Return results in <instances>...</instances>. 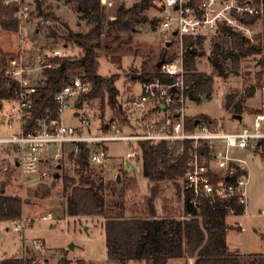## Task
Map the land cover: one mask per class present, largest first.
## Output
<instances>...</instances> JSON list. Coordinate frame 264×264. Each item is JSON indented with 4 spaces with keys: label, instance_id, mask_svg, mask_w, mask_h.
Returning a JSON list of instances; mask_svg holds the SVG:
<instances>
[{
    "label": "rangeland",
    "instance_id": "1",
    "mask_svg": "<svg viewBox=\"0 0 264 264\" xmlns=\"http://www.w3.org/2000/svg\"><path fill=\"white\" fill-rule=\"evenodd\" d=\"M24 1L31 6L33 11L30 21L23 26V32L28 41L26 45L28 54L36 59L57 51L64 58H80L82 55L80 49L71 43H66L58 35L55 37L48 35V29L57 23L43 17L48 24L40 23L34 0ZM155 1L158 0H100L101 5L104 6L105 21H108L110 17L112 20V16L120 6L130 8L137 4H142L143 16L154 21V23L135 24L130 31L123 33L105 30L101 36L99 48L96 50L99 62L98 75L117 78L115 88L118 92L117 102L120 106L140 93L141 83L138 77L150 73L151 68L156 65L163 53L166 55L164 59L166 61L178 56L179 46L176 42L169 41L170 45L165 46L168 37L165 33H171V30L166 32L158 28L155 22L158 16L154 7ZM44 9L56 19L67 24L72 32L86 31L85 21L70 5L65 3V0H44ZM255 31L256 34L253 37L261 32V19L256 22ZM221 35L204 37L201 45L195 46L200 54L195 58L196 71L212 77L213 85L209 97L201 93L198 102L188 100L185 113L187 120L211 121L212 125L218 129L233 132L239 130L242 125L250 126L252 124L250 113L253 111L256 113L264 105V94L260 91L264 75H260L261 69L257 64L259 57L250 56L240 61L236 71L230 70V61H227V76H218L210 62L211 47L219 41L223 44V50L227 51L230 48L229 37H224L222 33ZM184 42L186 44V41ZM0 48L7 58L16 55L19 50L16 33L0 30ZM229 57L230 55L227 58ZM37 74L36 77H43ZM75 77H77L75 74L69 73V80ZM258 80L260 82H257ZM251 86L255 87L253 96H250ZM248 90L249 93H247ZM231 94L246 97L245 112L240 121L234 119V114L224 107L226 97ZM101 104L99 99L86 100L80 105L77 101H71L63 112L64 124L67 127L77 128L80 127V120L87 117L89 126L83 128L84 133L94 136L101 135L102 123L112 117L106 102L103 111ZM10 106V102H3L0 111L5 113ZM74 112L78 114L76 118L72 116ZM123 113L128 122L126 125L118 126L121 131L126 134L139 131L140 128L133 117L135 113L132 114L131 111L128 114ZM10 130L5 126L0 127V136L8 137L15 133ZM136 144L134 142L107 143L105 146L107 159L104 165L100 168L90 167L91 175L95 180L102 179L106 183L119 176L117 185L111 190L104 191L102 195L111 212L125 218L142 215L146 209V200L150 195L149 184L141 173V163L138 160L140 152ZM69 150L70 146L67 145L63 148V153L59 158L44 160L41 170L47 172L46 179H27L28 181L25 179L24 184H22L23 178L11 163L16 154L9 150H0V190L2 189L4 195L18 196L24 202L23 215L20 220L0 222V261L26 257L39 264H43L46 259L49 264H58L60 258L64 257L70 264H77L78 261H84L86 264H117L107 258L104 219L101 217L76 218L66 213L68 193H63L62 177L66 176L76 182L80 178L76 163L69 158ZM56 151V148L52 146L46 148L44 152L53 154ZM233 154L246 162L247 202L245 214L227 216L225 241L231 253L246 261L253 256H264V154L258 155L240 150L234 151ZM125 160L135 166L134 172L129 173V169L125 170ZM157 187L158 198L153 205L158 219L164 216H168V219L183 218L181 178L177 179L175 184L161 182ZM47 215H50L51 219L42 220ZM16 225L24 227L19 232H15L13 227ZM34 241L43 242L41 250L35 247ZM190 260L180 259L176 262L177 264H190ZM129 264L144 263L131 262Z\"/></svg>",
    "mask_w": 264,
    "mask_h": 264
},
{
    "label": "trees",
    "instance_id": "2",
    "mask_svg": "<svg viewBox=\"0 0 264 264\" xmlns=\"http://www.w3.org/2000/svg\"><path fill=\"white\" fill-rule=\"evenodd\" d=\"M34 2L35 10L40 17L57 23L48 29V35L54 37L58 35L66 43H71L80 49L82 55L78 59L63 57L48 60L54 64V67L46 68L41 73L43 77L33 96L31 118L25 125L24 131L33 132L38 127V120L47 111L50 118L56 116L57 104L54 95L70 81L69 73L75 74L82 82H88L91 85L90 91L77 100L78 105L86 100L99 99L102 102L101 109L103 111L106 102L112 117L102 123V131H108L113 125H126L128 120L125 119L121 106L117 102L118 92L115 88L117 78L98 75L99 62L96 50L99 48V41L105 30L123 33L130 31L135 24L154 23L143 16L142 4L130 8L120 6L112 16L113 19L111 20L110 17L108 21H105L104 6L101 5L100 0H65V3L70 5L85 21L86 31L72 32L67 24L56 19L44 9V0H34ZM15 10L16 6L14 5L4 6L0 3V30L9 33L17 32L18 25L12 17ZM260 19L261 32L254 37L255 43L253 44L238 33L229 29L222 30L223 36L229 37L230 48L227 51L223 50V44L218 41L212 45L210 57V62L218 76H227V61H230V70L236 71L240 61L250 56L259 57L257 64L261 69L260 75H264V12ZM256 20L257 18L247 19V23L254 24ZM185 41L187 46L192 47L185 59L184 67L187 73L185 81L193 89L191 99L198 102L201 93H205L209 97L213 85L212 77L197 72L195 67V58L200 55L195 46H200L204 37H199L196 40L187 38ZM226 53H229V59L226 57ZM164 59H166V55L163 53L158 62ZM7 60V56L0 48V105L3 102H11L19 92L18 85L6 75ZM155 77H159V69L153 66L151 72L139 76L138 81L142 83ZM245 98L233 94L228 95L224 107L234 115H242L245 112ZM254 113L253 111L250 114ZM193 123L187 121V126L192 128ZM207 123L212 122L208 121ZM136 146L140 152L138 160L141 163V173L149 184L150 194L146 200V209L140 216L125 218L111 212L102 193L111 190L118 182L116 178L105 183L102 179L95 180L92 177L88 162L89 150L86 145H79L77 153L69 151V158L78 167L80 174L78 182L66 176L62 177L63 193H68L67 215L76 218L101 217L104 219L105 247L109 261L117 264L131 262L168 264L170 260L193 259V264H264V256H253L243 261L238 255L228 250L225 241L227 230L225 207L233 209L235 216L241 215L243 210L241 206L232 201L210 205L201 200L200 210L197 211L189 205L190 196L184 194L182 215L190 214V219H158L153 205L158 198L157 185L161 182L175 184L177 179L182 178L185 172V157L172 158L164 143L138 142ZM126 175L124 172V176ZM23 205L24 202L20 197L4 195L1 189L0 222L20 220L23 215ZM0 264H31V261L28 260L24 263L21 258H9L1 260ZM43 264L49 263L46 260ZM58 264H70V262L63 257ZM77 264L86 263L78 261Z\"/></svg>",
    "mask_w": 264,
    "mask_h": 264
},
{
    "label": "built area",
    "instance_id": "3",
    "mask_svg": "<svg viewBox=\"0 0 264 264\" xmlns=\"http://www.w3.org/2000/svg\"><path fill=\"white\" fill-rule=\"evenodd\" d=\"M4 6L14 5L16 10L12 17L17 22V38L19 50L8 58L6 75L14 81L19 92L10 103L9 109L0 111V127L15 133L8 137L0 136V150H9L16 154L11 162L14 169L26 180H44L47 172L40 169L41 156L46 148L54 146L56 152L51 159H57L63 148L70 146V151H79V145L88 147L90 167L100 168L107 159L105 146L110 142H149L166 144L172 158L185 157V172L181 178L182 197L190 196L189 205L200 210L202 201L210 205L215 203L234 202L243 208L245 214L246 187L248 173L246 162L235 156L234 151L240 150L258 155L264 154V105L252 114V124L243 126L233 132H225L212 123L187 120L186 103L191 99L193 90L185 81V59L191 46H186L185 39L199 37H216L223 29H229L254 42L255 24L264 12L263 0H158L154 2L157 15L155 22L158 28L168 37L166 43L176 42L179 46L178 56L173 60H163L159 77L141 83V91L121 104L123 112L135 113L134 121L140 130L134 134H126L113 125L101 135L86 134L84 127L89 126L87 117L80 120V127H67L64 124L63 112L71 101H77L87 94L91 85L82 82L78 77L65 84L54 95L57 112L50 118L47 111L38 120V127L33 132H25L24 127L31 118L33 96L37 91L44 69L53 68L49 62L52 58H63L57 51L48 56L32 58L26 50L28 43L23 32L24 24L28 23L33 14L31 6L24 0H0ZM42 24H48L42 17H37ZM257 18L254 24L247 19ZM172 27H174L172 29ZM170 42V43H171ZM260 91L264 94V80ZM2 107L0 108V110ZM76 116V115H75ZM192 121L193 127L187 126ZM26 179V180H25ZM27 180V181H28ZM4 193V192H3ZM227 216H235L233 209L225 207ZM187 214L183 219H190ZM50 215L42 220H50ZM24 226L13 227L19 232ZM39 250L43 242L34 241ZM24 263L37 262L26 257Z\"/></svg>",
    "mask_w": 264,
    "mask_h": 264
},
{
    "label": "water",
    "instance_id": "4",
    "mask_svg": "<svg viewBox=\"0 0 264 264\" xmlns=\"http://www.w3.org/2000/svg\"><path fill=\"white\" fill-rule=\"evenodd\" d=\"M169 45H170V42L165 43V46H169ZM228 56H229V54L226 53V57H228ZM235 56L238 57L237 54H235ZM162 64H163V60L157 62L155 66H156L157 69H159L162 66ZM250 90H251L250 91V96H253V94L255 92V87L254 86H251ZM1 107H2V105H0V108ZM234 119L241 120V116L235 115L234 116ZM58 168H59V166H58ZM124 168H125V170L129 169V173L134 172L136 170L135 166L130 161H128V160H125V162H124ZM56 178H57V176H56ZM116 181L119 182V176L116 177Z\"/></svg>",
    "mask_w": 264,
    "mask_h": 264
},
{
    "label": "crops",
    "instance_id": "5",
    "mask_svg": "<svg viewBox=\"0 0 264 264\" xmlns=\"http://www.w3.org/2000/svg\"><path fill=\"white\" fill-rule=\"evenodd\" d=\"M255 112V111H254ZM76 115V116H75ZM77 113H73L72 114V116L74 117V118H76L77 117ZM235 116V115H234ZM239 116H241V119H242V115H239ZM240 121V120H239ZM243 126H246V125H242L241 126V128L243 127ZM240 128V129H241ZM70 151V150H69ZM54 154V153H53ZM43 156V157H42ZM41 156V162H40V169L42 168V166H43V163H44V160H47L48 158L51 160V156H52V154H50L49 152H45V154H43ZM46 172V171H45ZM166 218H169V217H166V216H164V217H160V219H166ZM44 248H45V246H44ZM60 259H62V258H60ZM47 260V259H46ZM45 260V261H46ZM48 261V260H47ZM176 261H178V260H170L169 262H168V264H177V262ZM191 261V263L190 264H193V261H192V259L190 260Z\"/></svg>",
    "mask_w": 264,
    "mask_h": 264
}]
</instances>
